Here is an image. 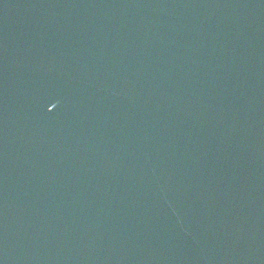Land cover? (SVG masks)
<instances>
[{
    "label": "water",
    "instance_id": "1",
    "mask_svg": "<svg viewBox=\"0 0 264 264\" xmlns=\"http://www.w3.org/2000/svg\"><path fill=\"white\" fill-rule=\"evenodd\" d=\"M0 264H264V0H0Z\"/></svg>",
    "mask_w": 264,
    "mask_h": 264
}]
</instances>
